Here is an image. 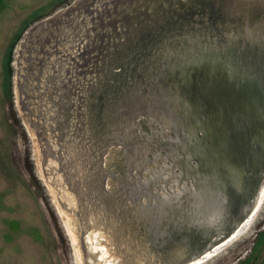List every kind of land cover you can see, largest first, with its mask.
Segmentation results:
<instances>
[{"label": "rangeland", "instance_id": "rangeland-1", "mask_svg": "<svg viewBox=\"0 0 264 264\" xmlns=\"http://www.w3.org/2000/svg\"><path fill=\"white\" fill-rule=\"evenodd\" d=\"M193 1L0 0V264L179 261L148 241L138 204L161 207L185 180L155 117L125 112L170 44L159 20L186 22ZM238 239L203 264H264V210Z\"/></svg>", "mask_w": 264, "mask_h": 264}, {"label": "water", "instance_id": "water-1", "mask_svg": "<svg viewBox=\"0 0 264 264\" xmlns=\"http://www.w3.org/2000/svg\"><path fill=\"white\" fill-rule=\"evenodd\" d=\"M193 2L191 15L182 13L187 23L159 20V38L170 44L149 62L151 71L134 63L138 84L149 74L151 95L138 94L125 112L134 122L145 110L155 117L164 136L158 145L185 180L161 196L170 204H138L148 241L163 255L181 253L174 264L204 263L232 243L255 217L264 189V0ZM198 238L202 246L185 256Z\"/></svg>", "mask_w": 264, "mask_h": 264}, {"label": "bare ground", "instance_id": "bare-ground-1", "mask_svg": "<svg viewBox=\"0 0 264 264\" xmlns=\"http://www.w3.org/2000/svg\"><path fill=\"white\" fill-rule=\"evenodd\" d=\"M261 194H262V195H261V199H260V201L258 202V206H257V208H256V211L259 210L261 207H263V204H264V189H263V191H262ZM263 210H264V207L261 209L259 215L263 212ZM256 211H255V212H256ZM259 215H258L257 218L254 220L255 223H256V221H257ZM253 219H254V217L251 219V221H249V222L247 223V225H245V228H244L243 232H244L245 230L248 229V227L250 226V224H251V222L253 221ZM254 222H253V223H254ZM253 223H252V224H253ZM255 223L253 224V226L250 227V229H248V230L245 231L244 233L241 232L240 235H239L236 239H238L240 236H243V235H245V234H248V232L250 233L251 230L254 228ZM258 225H259V224H258ZM242 233H243V234H242ZM252 233H253V232H252ZM241 234H242V235H241ZM251 236H252V234H251ZM238 240H239V239H238ZM237 242H238V241H237ZM237 242H236V243H237ZM236 243H234V244H236ZM212 256H214V255H212ZM210 258H211V257H210ZM199 263H203V262L201 261V262H199ZM199 263H197V264H199Z\"/></svg>", "mask_w": 264, "mask_h": 264}]
</instances>
